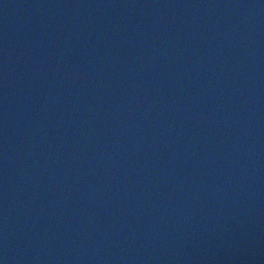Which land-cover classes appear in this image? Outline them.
Masks as SVG:
<instances>
[{
  "label": "water",
  "instance_id": "water-1",
  "mask_svg": "<svg viewBox=\"0 0 264 264\" xmlns=\"http://www.w3.org/2000/svg\"><path fill=\"white\" fill-rule=\"evenodd\" d=\"M0 264H264V0H0Z\"/></svg>",
  "mask_w": 264,
  "mask_h": 264
}]
</instances>
